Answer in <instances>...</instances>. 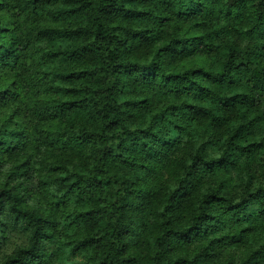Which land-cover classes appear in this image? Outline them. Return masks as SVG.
I'll use <instances>...</instances> for the list:
<instances>
[{
    "label": "trees",
    "instance_id": "obj_1",
    "mask_svg": "<svg viewBox=\"0 0 264 264\" xmlns=\"http://www.w3.org/2000/svg\"><path fill=\"white\" fill-rule=\"evenodd\" d=\"M0 24V100L40 125L0 112L2 264L264 258V0H5Z\"/></svg>",
    "mask_w": 264,
    "mask_h": 264
},
{
    "label": "clouds",
    "instance_id": "obj_2",
    "mask_svg": "<svg viewBox=\"0 0 264 264\" xmlns=\"http://www.w3.org/2000/svg\"><path fill=\"white\" fill-rule=\"evenodd\" d=\"M5 0H0V4H4ZM4 16V20L7 21L10 17H11V12H4L3 13ZM0 26H3L2 24H0ZM168 55H170L171 57L175 58L176 60L180 59V56L182 55L181 53L177 52V53H169ZM161 57L164 58L163 59V63L161 64L160 68L158 69H153V70H148V69H142V70H138L137 74H144L147 76V79L149 81H151L153 78L151 75H148L149 71H160V72H167L169 70L168 68V64H169V60L166 58V54L165 53H161ZM15 78V77H13ZM11 83V81H7L6 83L0 84V91L3 90V88L8 87V84ZM156 84H159L161 86H163V80L160 78H157L155 80ZM181 83L180 82H176L175 84H169L168 87H180ZM17 89L13 88L10 90L9 95L7 97H5L3 100H0V112H11V111H17V116L14 117V119L21 124L22 128L26 127L28 128L29 131H32L33 128L35 127H39L40 125L38 124L39 121V116L35 113V111L32 112H27V114H25L27 109H34V105L31 102V98L30 96H25L23 94H21L18 98L12 97L11 93L15 92ZM179 114H177V121L176 122H180L179 121ZM0 123H3V119H0ZM33 135H35V133H33ZM165 147H159V151L161 153H163L165 151ZM196 166L202 167L203 166V162L202 161H197ZM264 186V185H262ZM246 211H252L251 208L247 209ZM167 218V216L165 217ZM196 221L188 218L186 221L185 220H181L179 222H177L175 220V217H173L172 223H170L168 225V227H172L173 229H176L177 227H182V228H187L190 227L192 224H195ZM196 229H194L195 231ZM3 233H0V235H2ZM259 255V254H258ZM256 259V258H254ZM0 264H2V261H0ZM17 264H20V262L18 261ZM256 264H264V258L261 259H256Z\"/></svg>",
    "mask_w": 264,
    "mask_h": 264
},
{
    "label": "rangeland",
    "instance_id": "obj_3",
    "mask_svg": "<svg viewBox=\"0 0 264 264\" xmlns=\"http://www.w3.org/2000/svg\"><path fill=\"white\" fill-rule=\"evenodd\" d=\"M202 57L197 55L196 57L189 58L183 63H194L196 61H201ZM7 171L0 167V183L7 180ZM24 240V237L18 231H8L6 232L3 239H0V257L4 254L11 252L18 244Z\"/></svg>",
    "mask_w": 264,
    "mask_h": 264
}]
</instances>
